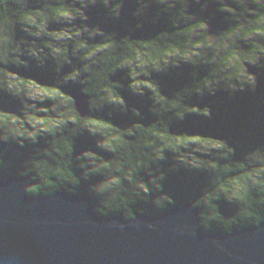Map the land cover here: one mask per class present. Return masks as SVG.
<instances>
[{
    "label": "water",
    "instance_id": "95a60500",
    "mask_svg": "<svg viewBox=\"0 0 264 264\" xmlns=\"http://www.w3.org/2000/svg\"><path fill=\"white\" fill-rule=\"evenodd\" d=\"M250 5L21 0L0 23L14 136L0 234L39 264H264V11Z\"/></svg>",
    "mask_w": 264,
    "mask_h": 264
},
{
    "label": "clouds",
    "instance_id": "9594fccd",
    "mask_svg": "<svg viewBox=\"0 0 264 264\" xmlns=\"http://www.w3.org/2000/svg\"><path fill=\"white\" fill-rule=\"evenodd\" d=\"M103 2L105 4H107V0H103ZM141 0H137V3H140ZM91 3L95 4L96 3V0H91ZM197 3H199V0H197ZM21 4V0H0V5H3V10L0 11V23H7L9 21V18L10 17H14L16 16L17 14V6ZM254 4L255 5H259V9H254L252 5H250L249 7V11H264V0H254ZM140 11H142V9H138L137 10V13H139ZM229 11H231V9H229ZM38 14V13H37ZM65 15H67V13H65ZM84 19H87V17H84ZM202 27H206L207 25L206 24H202L201 25ZM264 69V65H262L259 69ZM72 77H69V79H71ZM257 82H258V76H257V73L255 74V76H252V75H249L247 81H245L243 83V85L240 87L239 91L237 92H243V91H255L256 87H257ZM237 92H234V93H230L229 95H235V93ZM216 93L214 91H209L208 95H215ZM182 119V117H181ZM33 134L32 133H29V136H32ZM20 143V146L23 147V141H19ZM86 155H90V153H86ZM5 167V164H4V161L3 160H0V168H4ZM79 185H77L78 187ZM76 188H73L71 190V193H75L76 192ZM141 187H143V185H141ZM25 192L26 193H29V194H32V195H48V194H51L53 192H55L56 190L54 189H44V190H40L38 188V186L36 185H32V184H28L26 187H25ZM144 192L147 193L148 192V189L146 187L143 188ZM164 200L167 201V205L168 204H172L174 203L173 200H171L170 198L168 197H164ZM155 207L158 208V209H164L166 208V204H164L160 199H157L155 200ZM108 212H113V211H108ZM108 212H105L103 213L104 215H106ZM144 211L140 212V213H143ZM125 217V216H124ZM125 218H129V217H125ZM133 218V217H131ZM200 224L203 226V228L205 230H211L212 229V226L211 224L209 223H206L204 221H200ZM232 231V227H226L224 232L226 233H230Z\"/></svg>",
    "mask_w": 264,
    "mask_h": 264
},
{
    "label": "trees",
    "instance_id": "16d2710c",
    "mask_svg": "<svg viewBox=\"0 0 264 264\" xmlns=\"http://www.w3.org/2000/svg\"><path fill=\"white\" fill-rule=\"evenodd\" d=\"M0 126V145L6 146L8 139L2 136ZM40 257L34 246L25 238L14 236L10 231L0 234V264H39Z\"/></svg>",
    "mask_w": 264,
    "mask_h": 264
},
{
    "label": "flooded vegetation",
    "instance_id": "af4514ba",
    "mask_svg": "<svg viewBox=\"0 0 264 264\" xmlns=\"http://www.w3.org/2000/svg\"><path fill=\"white\" fill-rule=\"evenodd\" d=\"M15 118H17V117H15ZM3 128L4 129H3L2 136L3 137H6L8 139V141L6 142V146H4V148H7L10 145V143L12 142L14 136L6 133L7 130H8V127L7 126H4L3 125Z\"/></svg>",
    "mask_w": 264,
    "mask_h": 264
}]
</instances>
